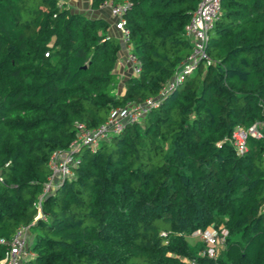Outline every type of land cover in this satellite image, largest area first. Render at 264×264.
I'll use <instances>...</instances> for the list:
<instances>
[{
	"label": "trees",
	"instance_id": "1",
	"mask_svg": "<svg viewBox=\"0 0 264 264\" xmlns=\"http://www.w3.org/2000/svg\"><path fill=\"white\" fill-rule=\"evenodd\" d=\"M129 1L139 71L117 93L122 45L110 20L60 0H0V259L28 225L24 264H264V0H220L208 63L162 95L191 50L184 26L199 0ZM149 97L139 120L75 152L71 176L29 224L49 156L67 147L74 123L94 128ZM253 122L261 136L236 154L232 130ZM210 225L228 231L215 257L191 236Z\"/></svg>",
	"mask_w": 264,
	"mask_h": 264
},
{
	"label": "built area",
	"instance_id": "2",
	"mask_svg": "<svg viewBox=\"0 0 264 264\" xmlns=\"http://www.w3.org/2000/svg\"><path fill=\"white\" fill-rule=\"evenodd\" d=\"M129 0H102L99 8H108L111 17V27L117 31V37L122 45L123 56L118 57L117 62L127 67L131 74H137L139 71V61L132 51L129 42L128 30L124 26L123 15L130 6ZM220 0H199L195 9L192 11L188 22L184 26V35L191 42L190 52L175 67L173 74L162 86L159 95L171 90L184 76L195 69L199 61L208 63V57L204 52V43L206 33L216 19L219 12ZM154 98H146L141 102L128 103L123 107H116L109 110L107 117L96 127L88 128L82 122H75V133L64 149H58L51 153L48 159L50 173L43 184L42 190L36 200V214L34 215L32 224L36 218H43L40 209L42 198L52 191L57 183L64 177L72 174L71 167L77 161L75 152L80 147H88L94 151L98 143L104 139H108L111 135L119 132L124 124L133 123L139 120L147 108L154 102ZM258 122H253L248 127L236 126L229 137L236 154H241L245 150V138L250 135L260 137L261 133L258 129ZM264 156V152L262 153ZM28 225H20L13 232L10 239L7 240V250L0 259V264H24L26 251ZM227 229L224 226H213L191 232L192 237H198L204 245L205 249L200 254H206L215 257L221 246L224 244L227 236ZM0 242H4L0 238ZM188 264H193L188 261Z\"/></svg>",
	"mask_w": 264,
	"mask_h": 264
},
{
	"label": "crops",
	"instance_id": "3",
	"mask_svg": "<svg viewBox=\"0 0 264 264\" xmlns=\"http://www.w3.org/2000/svg\"><path fill=\"white\" fill-rule=\"evenodd\" d=\"M60 2L66 6V7H69L72 11H75V12H82L84 15L86 16H89V17H96V16H101V17H104L106 18L107 20H110L111 21V17H110V14H109V10L108 8H97V9H91L89 7V0H86V4H85V7H84V4H80V1L78 0H60ZM110 32L115 34V35H118L116 33V30H114L112 27H110ZM119 57H122L123 56V50H122V47H121V50L119 52ZM114 72L117 76V86H116V92L120 93L122 92L123 90V85H122V81H123V78L128 74H130V71L127 67L123 66L122 63L119 64V63H116L115 64V68H114ZM28 233H27V238H28ZM30 237V236H29Z\"/></svg>",
	"mask_w": 264,
	"mask_h": 264
},
{
	"label": "rangeland",
	"instance_id": "4",
	"mask_svg": "<svg viewBox=\"0 0 264 264\" xmlns=\"http://www.w3.org/2000/svg\"><path fill=\"white\" fill-rule=\"evenodd\" d=\"M78 1H80V4L82 3V4H84V7H85V4H86V0H78ZM116 33H117V31H116ZM27 233H28V235L30 236H28V238H27V242H26V244L28 245L30 242H31V240H32V236H33V232H32V230L31 229H29L28 231H27ZM196 239H199L198 237H195ZM182 260H183V262H185V264H188V260L187 259H185V258H181Z\"/></svg>",
	"mask_w": 264,
	"mask_h": 264
}]
</instances>
